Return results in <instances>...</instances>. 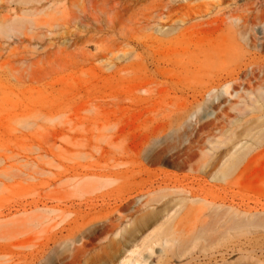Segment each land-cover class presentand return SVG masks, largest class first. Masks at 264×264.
Masks as SVG:
<instances>
[{
    "label": "rangeland",
    "instance_id": "obj_1",
    "mask_svg": "<svg viewBox=\"0 0 264 264\" xmlns=\"http://www.w3.org/2000/svg\"><path fill=\"white\" fill-rule=\"evenodd\" d=\"M184 197L264 202V0H0V264H132Z\"/></svg>",
    "mask_w": 264,
    "mask_h": 264
},
{
    "label": "bare ground",
    "instance_id": "obj_2",
    "mask_svg": "<svg viewBox=\"0 0 264 264\" xmlns=\"http://www.w3.org/2000/svg\"><path fill=\"white\" fill-rule=\"evenodd\" d=\"M245 153V146L235 147L230 157L218 169L217 174L224 178L234 173ZM166 196L149 198L146 203L162 202ZM192 200L196 199L184 197L177 203V207L179 206L177 212L170 214L169 211L167 217L161 212L155 214L149 212L144 216L147 220H152L154 215L155 229L147 234L142 242L143 252L146 253H138L132 260V264H149V259L154 255L157 245L161 246L162 255L167 252L169 255L171 252L179 258L189 254L188 257L191 259H187L188 263L194 260L195 263L200 261L202 264H231L226 255L239 251L240 262L238 264H264V257H262L264 245L261 239L264 235V202L256 203L252 207L244 201L240 203L226 199L221 200L220 203L213 201L208 212L203 213V210L198 209L193 211L196 212L191 219H188L189 221H187L188 217H185L187 222L185 225L184 217L177 221V213L188 207ZM163 205H165L163 209L167 210L168 202H163ZM204 214L208 217L203 219ZM142 220L146 223L145 218L141 219V222ZM191 230L194 234L185 242L183 233L184 231L190 233ZM259 239L262 241L258 242ZM195 253H198L197 256L194 255Z\"/></svg>",
    "mask_w": 264,
    "mask_h": 264
}]
</instances>
